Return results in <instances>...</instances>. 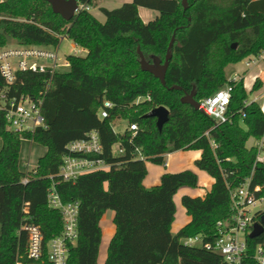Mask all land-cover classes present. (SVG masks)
I'll use <instances>...</instances> for the list:
<instances>
[{
    "label": "trees",
    "instance_id": "1",
    "mask_svg": "<svg viewBox=\"0 0 264 264\" xmlns=\"http://www.w3.org/2000/svg\"><path fill=\"white\" fill-rule=\"evenodd\" d=\"M142 6L159 15L145 21L139 13ZM101 11L105 21L86 9L67 20L47 0L0 1V46L58 45L60 35L67 34L88 50L86 55L69 54L71 66L53 74L18 71L12 85L0 69V89L9 97L45 93V126L34 130H13L0 108V264H52L47 253L40 260L29 258L28 232L22 225H39L45 244L62 232V214L50 207L47 197L54 181L64 202H80L79 238L70 246L68 264H98L100 221L107 210L115 212L117 230L105 264H226L218 252L184 239L199 234L203 242H213L217 221L232 215L230 188L247 177L252 176V185H263L264 192V162L256 163V147L247 146L250 137L264 136V111L250 100L244 78L232 80L225 73L227 65L264 51V0H188L186 9L183 0H132ZM175 33L164 85L142 70L138 50L150 62L155 56L164 60ZM228 83L233 90L227 122L217 125L205 111L182 101L193 90L201 101ZM177 85L181 88H172ZM261 85L259 78L252 91ZM105 100L113 106L104 118L99 110ZM161 105L170 112L162 130L157 118L147 115ZM116 120L127 122L124 132L114 128ZM130 123L137 124L136 131ZM93 130H98L104 149L88 156L102 158L110 169L60 180L67 144ZM23 138L47 148L26 183L19 165ZM179 149H202L196 164L216 180L206 197H182L192 220L173 233L174 196L181 186L196 187L197 173L166 172L159 185L147 188L144 179L147 161L166 164L167 154ZM247 241L244 264H260L254 255L264 233L256 238L248 234Z\"/></svg>",
    "mask_w": 264,
    "mask_h": 264
},
{
    "label": "built area",
    "instance_id": "2",
    "mask_svg": "<svg viewBox=\"0 0 264 264\" xmlns=\"http://www.w3.org/2000/svg\"><path fill=\"white\" fill-rule=\"evenodd\" d=\"M3 1V0H0ZM90 11L91 5L80 4L78 9ZM77 11V12H78ZM69 38L67 34L60 35L58 45H38L20 44L16 42L0 46V69L6 83L12 85L16 79L18 71H35L52 74L69 68L70 61L68 55H62L60 45L63 39ZM79 50H74L78 55ZM257 57L247 58V66H251L258 60ZM243 77L234 76L232 80H241ZM256 82V80H255ZM50 82L47 85L49 87ZM246 90L249 88L244 79ZM233 86L228 83L223 88L216 91L213 95L199 101L200 108L212 117L216 124L227 122L230 119L228 106L232 98ZM45 93H42V96ZM33 98L27 95L19 97H9L7 91L0 89V108L6 111V116L10 127L14 130L31 131L37 126H45V118L42 115L43 97ZM150 98V96H148ZM140 100V98H139ZM113 102L105 100L100 108L101 117H108V109L112 108ZM130 128L137 130L136 123H130ZM208 134V133H207ZM256 163L264 162V136L256 139ZM215 147L219 146L212 140ZM69 153L64 156L63 165L58 173L60 180H75L81 174L94 172L97 170H109L110 164L100 157H89L97 155L104 149L98 130L88 133L85 138L73 140L67 144ZM121 151V149H120ZM141 158V152H139ZM26 175L22 178L23 182H28V175L32 171L31 164L25 162ZM53 178V176H51ZM57 182L54 181L48 191V203L50 207L57 209L63 217V230L61 233L51 237L50 241L44 243V234L40 226L35 223L26 222L22 229L28 232V256L31 259L40 260L47 253V260L52 264H68V256L71 244H75L79 238V201H63L56 188ZM263 185H252V176L245 179L241 185L230 188L232 215L229 220H218V235L213 242H203L202 237H187L184 242L190 245H204L208 249L218 252L225 260L226 264H244L247 255L248 241L247 236L254 227V223L260 222L264 214V192ZM28 204L24 210L27 211ZM254 257L260 264H264V241L258 243Z\"/></svg>",
    "mask_w": 264,
    "mask_h": 264
},
{
    "label": "crops",
    "instance_id": "3",
    "mask_svg": "<svg viewBox=\"0 0 264 264\" xmlns=\"http://www.w3.org/2000/svg\"><path fill=\"white\" fill-rule=\"evenodd\" d=\"M127 1H132V0H94L93 5H91L90 12L96 15L101 21H105L106 15H104L103 12L101 11V7H106L108 9L115 8L121 6ZM139 13L141 14L142 18L145 21L152 20L154 19V17L156 18L159 15L158 11L147 8L145 6L139 8ZM72 49L80 50L81 55H86L88 52L86 48H83L82 46L77 45L74 42L72 45ZM259 55L260 57H258L257 59L258 61L256 63H253L251 66H247L246 64L247 58L243 59V61H245L244 65L241 68L237 69V73L233 75V77L241 75V77H243L247 81L248 86L249 88L251 87V89L255 84V80L257 81V79L259 78L261 79L262 85L258 90L255 91L247 90V92L255 93V97L251 99V101H256L258 104H260L261 109H263L264 111V51ZM256 143L257 142L254 137H250L247 140L248 147H253L256 145ZM201 155H202V149H195V150L179 149L178 151H174L167 154L166 164L161 165L158 163H154L152 161H147L148 171L144 179V185L146 188L159 185L162 181V175L166 172L175 173L188 169L197 173L198 176L197 186L196 187L181 186L180 189L176 192L177 194L174 196V201L177 211H176L175 219L171 224L173 233H178L181 230V228H183L187 223H189L192 220V216L188 213V210L182 203V197L184 195H190L192 197H196V196L206 197L208 193L211 191L212 186L216 180L214 176H211L207 171L197 166L196 161L201 157ZM30 157L26 161H28L31 164V169H32L37 166V161L39 158L34 163L35 165L34 166L33 162L31 163ZM201 176L204 180L203 182L204 185L199 184ZM114 217H115V212L112 210H107L100 221V227L102 228V239H101V243H100L101 245L97 259L98 264L106 263L105 260L110 245L109 243L117 230L116 225L114 224Z\"/></svg>",
    "mask_w": 264,
    "mask_h": 264
},
{
    "label": "water",
    "instance_id": "4",
    "mask_svg": "<svg viewBox=\"0 0 264 264\" xmlns=\"http://www.w3.org/2000/svg\"><path fill=\"white\" fill-rule=\"evenodd\" d=\"M51 3L52 9L55 13L60 14L64 16L67 20H73L77 14V11L80 7L79 0H47ZM184 8L186 9L188 6V0H183ZM176 33L171 38V41L169 43V48L166 53L165 59L162 60L159 57H153V61L150 62L146 59L144 53L142 52L141 48H139V56H140V63L142 70L149 71L152 73L156 78L161 79L162 83L164 85L167 84L166 72L170 66V59L172 58V48L173 44L175 42ZM234 47H236L235 44H232ZM173 89L181 88V86L177 85L172 87ZM182 101L184 103L191 104L193 107L197 109H201L199 106V101L195 98V91L193 90L191 93H185ZM148 116H153L157 118V127L162 130L163 125L169 120L170 118V112L169 109L161 105L159 107H155L147 113ZM254 227L252 231L250 232L249 236L251 238L260 237L264 233V214L262 215V218L260 222L254 223Z\"/></svg>",
    "mask_w": 264,
    "mask_h": 264
},
{
    "label": "rangeland",
    "instance_id": "5",
    "mask_svg": "<svg viewBox=\"0 0 264 264\" xmlns=\"http://www.w3.org/2000/svg\"><path fill=\"white\" fill-rule=\"evenodd\" d=\"M72 45H73V41L70 38L63 39L60 45L61 54L62 55L73 54L74 49H72ZM78 53L79 55H81L80 50ZM244 62L245 61L242 60L241 62L233 63V64H230L229 66L227 65L228 67H226V72H225L226 76L229 78H233V75L237 73V69L241 68L244 65ZM249 94H250V100L255 97L254 92H249ZM126 127H127V122L124 120H116L114 123V128L117 131L124 132ZM0 147H1V141H0ZM46 151H47V148L44 147L43 145L33 140L23 138L21 142L20 163H19V165L21 166V169L26 170V166L24 162L28 160L30 156H31L30 157L31 163L33 162V165H34L37 159L40 156L44 155ZM203 182L204 180L201 176L199 184L204 185Z\"/></svg>",
    "mask_w": 264,
    "mask_h": 264
}]
</instances>
